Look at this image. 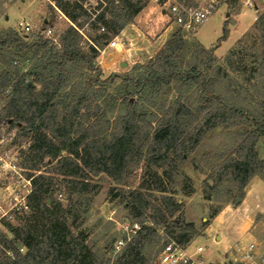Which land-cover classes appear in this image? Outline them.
Masks as SVG:
<instances>
[{
  "label": "trees",
  "instance_id": "1",
  "mask_svg": "<svg viewBox=\"0 0 264 264\" xmlns=\"http://www.w3.org/2000/svg\"><path fill=\"white\" fill-rule=\"evenodd\" d=\"M103 1V7L97 2L101 10L91 18L78 0H54L78 28L86 25V34L99 49L131 23L148 0ZM43 23L45 27L50 21ZM255 25L260 46L259 85L254 89L260 101L253 112L238 98L225 97L228 90L233 95L239 92L236 79H230L234 89L230 84L221 86L223 77L239 71L229 57L227 67L222 66L213 52L201 43H190L180 30L152 59L124 73L103 75L95 61L98 49L83 41L72 25L58 34L57 44L42 33L44 27L29 35L10 27L0 29V98L4 101L0 123L16 126L19 135L30 137L24 166L45 167L36 175L26 173L33 176L31 213L16 227L5 222L11 237L0 230V264H108V260L98 262L86 244L87 235L72 233L70 226L88 211L86 195L93 177L105 174L117 179L141 157L148 167L146 177L123 197L129 220L137 219L139 229L125 244L118 264L143 262L141 245L143 250L144 243L163 233L186 246L200 235V229L185 221L183 203L174 196L173 186L179 164L216 127L247 126L239 132L231 155L212 169V186L223 179L234 182L232 198L236 199L244 196L253 176L264 181V159L256 150L264 137L262 15ZM227 33L224 25L218 40ZM111 86L114 92L109 93ZM55 193L62 194L63 200L56 199ZM114 240L113 233L110 243Z\"/></svg>",
  "mask_w": 264,
  "mask_h": 264
},
{
  "label": "rangeland",
  "instance_id": "2",
  "mask_svg": "<svg viewBox=\"0 0 264 264\" xmlns=\"http://www.w3.org/2000/svg\"><path fill=\"white\" fill-rule=\"evenodd\" d=\"M49 4L48 0H0V29L7 27L16 29L17 21L23 19L32 26L31 34L44 27L43 21L48 19L54 35L60 34L69 23L65 18L59 17L58 12ZM259 15L264 17V0H250V3H247V0H234L228 8L222 6L217 9L195 34H186L190 43H195V45L201 43L207 49L213 47L211 52L215 54L218 63L222 66L227 67L225 59L227 56L229 57V61L240 72L232 71V76L223 77L221 86L226 88L230 84L232 86L230 90L238 86L239 92H233V95L228 90L225 97L228 99L238 98L252 112L256 103L260 101L254 89V85H259L256 55L260 46V32L255 25ZM6 16L8 17L5 18ZM224 25L228 30L227 37L224 40H218L222 35ZM85 27L86 25H84V30L88 33L87 27ZM123 28H125L126 34L131 33L134 36L130 45H127L128 48H131V54L119 46L115 48L104 46V53L102 55L99 53L95 60L103 75H108L111 72L124 73L130 71L135 64L145 63L152 59L169 39L165 31V21L149 0L133 18V21ZM123 62L124 64H122ZM230 79H236L238 85L235 86V83ZM114 88L111 86L107 91L112 93ZM172 99L173 95H169L168 100ZM3 104L4 101L0 98V108ZM245 127L247 126L216 127L208 130L194 152L179 164V175L173 186L176 192L174 196L183 203L185 221L192 222L200 229V235L194 237L189 243V251H194L197 246L204 248L202 252L192 253L195 261L203 260L206 262L205 264L207 262L209 264H236L240 260L241 254L234 246L227 252L220 251L221 247L217 244L220 238L216 237V235L224 236L223 243L226 244L230 243L229 236L233 235L235 215L232 208L241 203L240 200L236 202V199L232 198L236 192L235 183L223 179L218 186H212L213 180L209 177L212 169L231 155L240 140L239 132ZM30 142V137L19 135L16 126L0 123V154L6 160L3 168L0 167V198L7 196L8 192L5 186L12 181V174L8 170L9 166H14L21 176H25L26 173L36 175L45 168L40 167L38 170H32L28 166H24ZM256 150L259 157L264 159V137L256 144ZM147 169L146 162L141 157L139 162L132 163L117 179L100 174L91 180V187L86 195L88 211L72 223L70 230L74 234L83 232L87 235L86 244L98 262L103 259L104 261L108 260V264H118L125 244L135 237V234H127L124 230L126 224L132 222L139 224V222L134 218L129 220V210L123 197L129 191L138 188L141 180L146 177ZM16 177H14L15 181ZM19 184L16 183V185ZM207 195L208 198H206ZM54 197L63 200L62 194L55 193ZM228 198H232L231 202L226 203ZM27 202L29 207L27 211L14 214L9 219L0 218V230L5 232L8 237H11L12 234L5 227V222H8L12 227L24 222L31 213L29 198ZM220 207L219 212L222 210L224 212L216 221L218 222L224 217L229 219L223 223L224 226L221 228L213 224L208 232L212 237H206L204 233L206 226L212 223L215 216L214 211ZM159 232L162 233V230L160 229ZM113 233L115 240L110 243ZM161 235V238L155 236L149 243H144L143 250L141 245L140 255L143 254V262L141 259L138 264H162L158 251L162 243L170 241L171 238L164 233ZM124 236L126 237L124 238ZM118 241L122 243L119 244ZM248 243L249 241L246 242V245ZM253 243L255 248L252 254L258 255L259 258L264 257V246L259 247L256 239ZM20 248L21 252L26 250L24 246ZM121 260L124 261V259Z\"/></svg>",
  "mask_w": 264,
  "mask_h": 264
},
{
  "label": "built area",
  "instance_id": "3",
  "mask_svg": "<svg viewBox=\"0 0 264 264\" xmlns=\"http://www.w3.org/2000/svg\"><path fill=\"white\" fill-rule=\"evenodd\" d=\"M83 8H85L93 18L96 13L101 10V7L105 5L103 0H78ZM101 3L99 9L96 8L97 2ZM153 3L155 8L158 10L163 20L166 23V29L168 36L170 37L176 30H180L183 33L195 34L197 30L204 23L208 21L210 16L220 7L224 6L228 8L233 4L234 0H149ZM50 5L58 12L59 17L65 18L69 25L74 26L82 35V40L95 46L90 40L84 30V26L78 28L74 22L70 21L69 18L55 5L54 0H48ZM118 3V0H115ZM250 3V0H247ZM46 19L43 21L45 22ZM16 31L20 34L29 35L32 30V26L29 22L20 19L17 21ZM100 30H104L103 27ZM42 33L51 39L52 43H58V35H54L52 26L46 24V27L42 30ZM131 39H134L133 34H126L125 28H122L115 35H113L105 44L106 48L121 47L124 48L128 54H131L130 45ZM96 47V46H95ZM97 48V47H96ZM100 55L105 51V48H97ZM6 164L5 158L0 154V167ZM9 166V165H8ZM9 166V173L12 174L11 180L6 186L7 196H1L0 198V218L9 219L14 214H21L29 209L28 198L32 192V176H21L18 171L13 167ZM17 175V177H16ZM16 177V181L14 180ZM16 183H20L16 185ZM61 195V194H60ZM139 229L137 222L126 224L124 230L127 234H135ZM119 244L122 243L118 241ZM253 244L251 243L247 250L243 252V258L247 259L246 262L241 264H264V257L254 258L252 254ZM202 246H197L195 252H202ZM21 250V248H20ZM158 256L162 264H201L202 261H195L192 254L188 253L186 246L177 243L174 240L166 241L160 250Z\"/></svg>",
  "mask_w": 264,
  "mask_h": 264
},
{
  "label": "crops",
  "instance_id": "4",
  "mask_svg": "<svg viewBox=\"0 0 264 264\" xmlns=\"http://www.w3.org/2000/svg\"><path fill=\"white\" fill-rule=\"evenodd\" d=\"M7 17L8 16L5 18ZM240 201V204H237L234 208H232V212L235 215V232L233 230V235L229 236L230 243H226V245L223 243L224 236L216 235L217 238H220V240L217 241V244L221 247L220 251L227 252L230 248H232V246H234L237 252H240V260L237 261L236 264L246 262L247 259L243 258V252L247 250L251 243L254 245L252 251L254 250L255 244L253 242L255 239L259 247L264 246V181L259 176L255 175L249 180V182L244 187V196L241 197ZM222 212H224V210L218 212L214 216L212 223L206 226L204 232L206 237H212V235H210L208 232L213 224L218 228H221L224 226L223 223L229 219L224 217L217 222L216 220L219 218ZM213 237H215V235H213ZM247 241H249L248 245H246ZM189 243L186 245V249L188 253L192 254L195 252L196 248L194 251H189ZM253 257L259 258V256L256 254H253ZM205 263L206 262L202 260V264ZM207 264H209V262H207Z\"/></svg>",
  "mask_w": 264,
  "mask_h": 264
},
{
  "label": "water",
  "instance_id": "5",
  "mask_svg": "<svg viewBox=\"0 0 264 264\" xmlns=\"http://www.w3.org/2000/svg\"><path fill=\"white\" fill-rule=\"evenodd\" d=\"M209 50L212 51L213 47L209 48ZM122 64H124V62ZM239 200H241V197H236V202H238Z\"/></svg>",
  "mask_w": 264,
  "mask_h": 264
}]
</instances>
